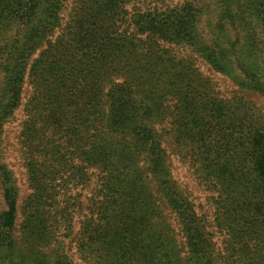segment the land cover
<instances>
[{
	"label": "trees",
	"instance_id": "trees-1",
	"mask_svg": "<svg viewBox=\"0 0 264 264\" xmlns=\"http://www.w3.org/2000/svg\"><path fill=\"white\" fill-rule=\"evenodd\" d=\"M0 264H264V0H0Z\"/></svg>",
	"mask_w": 264,
	"mask_h": 264
},
{
	"label": "rangeland",
	"instance_id": "rangeland-1",
	"mask_svg": "<svg viewBox=\"0 0 264 264\" xmlns=\"http://www.w3.org/2000/svg\"><path fill=\"white\" fill-rule=\"evenodd\" d=\"M14 177L19 189V198H24L29 192L27 189L26 177L24 171L16 165L14 166Z\"/></svg>",
	"mask_w": 264,
	"mask_h": 264
}]
</instances>
